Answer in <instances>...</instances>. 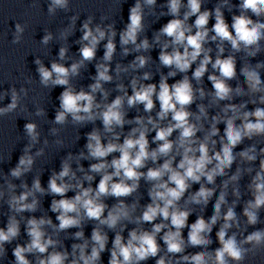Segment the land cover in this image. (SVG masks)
I'll use <instances>...</instances> for the list:
<instances>
[{"label": "clouds", "instance_id": "obj_1", "mask_svg": "<svg viewBox=\"0 0 264 264\" xmlns=\"http://www.w3.org/2000/svg\"><path fill=\"white\" fill-rule=\"evenodd\" d=\"M68 3L69 0H50L49 14H54L57 8L66 10ZM156 3L157 0H135L129 9L128 23L119 33V43L123 56L159 47V64L169 71L160 73L158 84L145 83L153 79V73L144 71L133 75L127 86L117 83L115 90L120 94L109 101L110 91L104 85L119 80L130 70L145 69L152 58L141 54L126 66L117 63L114 77L111 62L117 50V32L112 24L107 29L100 25L92 28V17L82 25L79 60L67 67L53 61L50 68L39 58L35 60L41 85L63 88L54 123L63 125L70 116L74 124L95 125L99 121L102 128L93 127L86 134L87 151L75 157L69 153L62 161L61 170L53 171L49 177L46 189L37 176L31 188L22 183L20 187L24 191L16 195L17 186L5 176L11 193L7 204L13 214L8 216L6 227H0V258L6 255L5 245L21 234L23 217L17 219V215L35 213L40 208L37 194L59 197L52 199L50 205L58 223H53L47 214L28 217L25 220L28 241L18 243L13 249L14 264H102L101 255L106 251L110 253L107 264H141L150 258H156L155 264H229V261L241 264L248 252L264 245V229L255 230L239 241L237 232L230 234L231 229L241 226L236 206L241 196L239 181L245 173H255L247 186L252 199L247 200L243 208L246 224L259 223V211L264 208V146L258 147L260 142H257L239 152L234 151L245 140L264 138V78L260 73L264 61L253 67L247 60L262 51L264 0H239L238 5L220 0L213 10L203 11L204 0H186V3L185 0H167V12L161 15L172 19L150 42L146 36L140 39V34L145 30V6L151 9ZM225 8L230 12L233 8L239 11L238 15L231 16V24L225 19ZM192 17H195L194 22L189 23ZM211 18L215 22L209 27ZM75 19L72 17L73 24ZM23 32L24 26L17 23L12 43H19ZM70 32L71 28L65 30L61 37L66 38ZM51 39L52 34L47 32L41 43L47 45ZM105 40L102 61L95 65L94 82L87 90L83 87L77 90L71 78L81 74L86 62L96 59L98 46ZM210 44L215 45V58ZM226 44L231 49L228 55H225ZM67 51V47L60 48V60L66 58ZM240 52L245 53L240 75L244 77L246 89L239 83L236 87L230 84L237 79L235 53ZM193 65L195 69L189 76ZM206 73L211 91L203 87ZM178 74H182V78L170 84L169 78ZM21 91L27 95L24 89ZM245 95L250 99L234 102ZM19 101L18 92L12 88L11 102L0 107V116L13 112ZM249 103L257 106L249 110ZM193 104L196 111L191 110ZM139 106L143 114L129 119L128 111L136 109L139 113ZM209 109L218 111L210 115ZM44 114L42 108H37L36 115ZM220 124H224L222 135ZM126 125L130 130L125 133ZM24 128L31 143L10 171L11 177L17 179L31 171L35 157L29 153L39 136L35 123H26ZM51 131L56 134L57 129ZM150 133H155L151 141ZM42 154L43 149H40L35 156ZM73 160L77 164L75 170L71 165ZM81 160L95 162L85 169ZM237 161L235 172H231ZM257 161L258 168L255 167ZM97 176L99 182L93 187ZM218 177L224 178L219 185L216 183ZM142 180L148 185L150 203L146 205H141V197L136 195ZM194 184H199V189L192 192ZM230 187L235 197L231 201ZM218 189L213 213L205 219L203 211ZM69 192L75 194L68 197ZM3 196L4 192L0 191V199ZM129 197H134L131 202H127ZM109 198L116 202L109 205L105 202ZM193 206H198L201 214L189 224V216L196 211ZM89 221L94 222V226L90 238H86L84 226ZM217 224L220 247L213 252L208 247L213 243L211 234ZM129 225H132L130 229ZM73 228L78 230L71 238L80 242L73 243L68 251L60 233ZM126 229L129 230L125 237ZM185 229L188 230L186 239ZM109 231L114 233L110 248ZM158 241L163 242V248ZM244 245H252V248ZM188 248L204 250L185 254Z\"/></svg>", "mask_w": 264, "mask_h": 264}]
</instances>
